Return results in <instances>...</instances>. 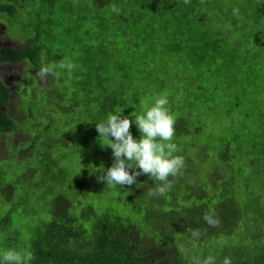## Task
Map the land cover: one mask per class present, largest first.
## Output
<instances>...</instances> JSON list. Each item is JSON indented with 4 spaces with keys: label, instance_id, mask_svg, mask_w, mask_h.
<instances>
[{
    "label": "rangeland",
    "instance_id": "obj_1",
    "mask_svg": "<svg viewBox=\"0 0 264 264\" xmlns=\"http://www.w3.org/2000/svg\"><path fill=\"white\" fill-rule=\"evenodd\" d=\"M41 1L45 12L38 9ZM0 3L19 8L13 16L0 12V47L26 50L38 44L46 65L65 59L76 65L71 75L57 69L59 75L44 81L36 80L39 69L27 61L0 66V77L10 90L5 111L16 124L14 131L0 133V218L15 207L13 224L19 227L24 244L36 239L48 215L47 205L61 197L71 209L80 211L82 196L77 190L81 182L90 180L97 168L111 167L109 141L99 138L95 125L107 119L96 112L100 99L109 94L102 90L114 87H126L125 97L118 100L123 109L116 115L129 118L142 114L152 106L154 97L166 92V107L175 123L188 118L193 127L189 134L175 132L172 143L177 151L173 155L192 159L190 173L193 178L207 179L209 193L222 184L221 180H232L234 193L243 203L253 210L264 208V0H190L184 5V13L171 18L172 26L181 32L171 49L170 36L161 32L164 18L159 17L155 58L146 62V46L140 45V52L125 56L126 77L115 82L111 71L115 54H124L119 50L130 48L129 43L135 45L137 34L129 33L128 43L121 35V20L114 19L108 6L99 15L89 0H35L34 6L29 0ZM117 9L131 12L124 4ZM54 10L57 17H49ZM69 14L74 17L69 18ZM46 19L52 22L42 28L44 38L35 40L33 24L36 27ZM148 24L141 27L147 29ZM20 37L24 40H16ZM28 37L35 43L28 42ZM47 43L53 46L52 51L45 47ZM200 46L208 53L196 64L190 50ZM58 94L65 97L63 113L59 112L63 105L57 100ZM48 119L53 128L45 131ZM64 131L74 135V141L62 146L56 142L62 140ZM130 131L139 140L141 134L135 123ZM33 136L53 142L58 164L52 175L40 149L29 155ZM228 145L230 157L226 161L222 155ZM7 189L13 195L3 201ZM116 196L110 193L96 205H114ZM121 215L128 220L134 216L130 210ZM239 225L251 228L240 237L238 233L234 240L226 238L227 246L238 249L245 247L241 242H264L261 214L250 213ZM9 239L5 232L0 233V241Z\"/></svg>",
    "mask_w": 264,
    "mask_h": 264
},
{
    "label": "trees",
    "instance_id": "obj_2",
    "mask_svg": "<svg viewBox=\"0 0 264 264\" xmlns=\"http://www.w3.org/2000/svg\"><path fill=\"white\" fill-rule=\"evenodd\" d=\"M89 1L99 15L105 13L101 11L105 6L110 8L109 12L114 19H120L122 22L121 35L125 40L129 33L137 34L135 45L131 46L126 40L130 48L118 49L124 54H115L113 65H111L114 82L117 78L126 77L125 56L128 53L140 52V45L146 46V62L155 58L154 35L159 17L164 18V27L161 32L170 36L169 49L177 43L181 35V32L172 26L171 18L177 19L180 13L185 12L184 0H174L175 2L171 0L170 3L166 0ZM34 2L35 0H29V4L33 6ZM123 4L131 12L127 13L121 9L115 10L116 12L111 11ZM18 9L15 5L0 3V12L7 13L9 16H13ZM38 9H44L42 12L46 11L43 1L40 2ZM60 13L64 14L62 11ZM57 15L58 11L54 10L49 17H57ZM68 17L72 18L74 15L69 14ZM50 22H52L51 19H46L37 22L36 27L33 24L35 34L32 37H35V40L39 37L44 38L42 28H46ZM60 22L64 21L60 19ZM148 22L147 29L141 27L143 23ZM23 27L25 28L23 31L28 28L25 23ZM31 38L28 37V42L35 43V40ZM16 40L24 39L20 37ZM45 47L50 51L53 50V46L48 43ZM41 53L42 48L38 44L26 50H18L10 46L0 47V66L6 62L18 64L27 61L35 65L34 68L40 69L46 65L40 58ZM207 53L208 49L200 46L190 50V57L194 63L200 64L202 57ZM37 72L38 70L36 74ZM34 77L39 80L37 75ZM125 90L126 87H114L107 92L102 90L103 94H109L100 99L96 112L103 118H106L109 113L118 114L123 109L118 105V100L120 96L125 97ZM9 98L10 90L0 77V133H10L16 128L14 120L5 111ZM64 98V94H58L57 100L63 105L59 111L61 113L64 111ZM52 124L53 122L48 119L44 130L52 129ZM189 124L188 118L187 121L180 119L174 124L175 132L189 134L193 130ZM63 134L62 140L56 143L65 146L74 141V135L69 131H64ZM42 143L44 144L41 149ZM29 146L32 147L29 155L40 152L38 149L42 151L40 155L47 163V172L52 175L58 164L53 153V142L33 136ZM229 151L230 145L222 155V159L228 161ZM192 163V159H184L182 174L175 178L170 177L173 180L171 190L164 196L155 197L147 195L148 189L154 187L156 183L148 175L139 176L137 183L131 186L113 187L98 180L103 175L104 168H107H97L92 178L83 180L77 190L82 196L81 210L76 212L77 210L71 209L70 205L63 203L61 197L54 199L47 205L48 215L39 226L36 239L31 240L29 244L23 243L18 233L19 227L13 224L16 209L12 207L3 218H0V233L5 232L10 237L8 241H0V255L13 248L17 251L28 250L33 254L30 264H195L194 257L202 260L210 255L215 258V264H223L225 257L231 258V264H264V242L251 241L248 245L241 242L245 247L237 249L227 246L225 241L226 238L233 239L238 236V233L240 237V233L242 235L244 231L251 228L249 225L241 227L239 222L246 220L250 213L261 214L264 217V208H260L259 211L253 210L243 203L234 193L232 180L227 183L221 180L222 184L212 188V192L209 193L206 190L205 180L207 179L192 177L190 173ZM89 183L92 188L89 187ZM89 188L92 196L87 191ZM110 193L117 195L118 201L114 205L98 207L96 203L106 199ZM5 194L3 201L9 200L13 195L9 189ZM126 195L129 197L127 198ZM127 210L134 214L132 220L121 215ZM205 214H214L219 220L218 226H209L203 219ZM10 227L9 232L7 228ZM193 230L200 231L198 238H193ZM256 243L259 247H256ZM214 244H219L217 246L220 248H216ZM202 246L206 247L202 248Z\"/></svg>",
    "mask_w": 264,
    "mask_h": 264
},
{
    "label": "clouds",
    "instance_id": "obj_3",
    "mask_svg": "<svg viewBox=\"0 0 264 264\" xmlns=\"http://www.w3.org/2000/svg\"><path fill=\"white\" fill-rule=\"evenodd\" d=\"M185 4L190 0H184ZM115 10V8H114ZM5 47V46H4ZM76 65L70 60H62L43 65L37 72V77L44 81L49 76H57V69L66 70L71 75ZM151 107L139 115L119 116L109 113L107 119L96 124L99 138L109 141L108 148L112 149L113 163L105 169L100 182L107 186H131L137 183L141 175H148L155 183L149 188L147 195L150 197L164 196L172 186L173 180L182 174L184 158L173 155L177 145L172 143L175 134V118L168 111L167 93H161L153 98ZM134 118V119H133ZM135 123L141 136L134 139L130 128ZM209 226H218L219 220L214 214H205L203 217ZM193 238L200 236L199 230H193ZM33 260L31 251L8 249L0 255V264H30ZM195 264H215V258L208 256L205 259L194 257ZM223 264H231V258L225 257Z\"/></svg>",
    "mask_w": 264,
    "mask_h": 264
}]
</instances>
